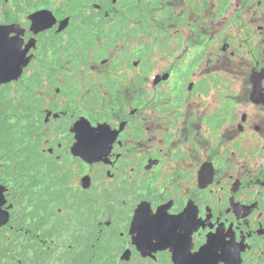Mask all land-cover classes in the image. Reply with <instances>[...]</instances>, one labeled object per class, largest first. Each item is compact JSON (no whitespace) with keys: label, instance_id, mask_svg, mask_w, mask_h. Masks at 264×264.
Masks as SVG:
<instances>
[{"label":"flooded vegetation","instance_id":"1","mask_svg":"<svg viewBox=\"0 0 264 264\" xmlns=\"http://www.w3.org/2000/svg\"><path fill=\"white\" fill-rule=\"evenodd\" d=\"M45 17L50 24L40 23ZM166 40L172 48H164ZM0 42L27 61L23 79L5 83L0 94L36 84L48 103L43 120L60 113L45 122V175L28 196L38 197L53 155L62 158L55 147L66 161L54 162L71 172L78 166L80 158L71 155L75 134L62 130L68 112L72 124L85 117L110 134L93 145L106 160L88 165L104 166L103 183L112 189L102 191L85 173L86 187L81 177L74 191L57 172L60 179L50 177L46 187L47 217L31 207L23 220L12 209L0 229L8 237L0 240V264H264V0H0ZM153 47L177 59L168 84L150 87L140 58ZM113 48L138 57L109 65L141 69L140 84H101L105 94L83 84L94 101L69 110L68 87L76 83L63 91L64 74L87 55L100 71L108 58L97 62V53ZM176 65L187 73L173 83ZM50 84L59 85L53 92ZM5 172L2 164L0 185L12 204L15 170L8 186ZM64 189L61 205L71 199L75 223L72 215L51 213ZM84 194L88 202L79 199ZM39 220L44 238L29 232Z\"/></svg>","mask_w":264,"mask_h":264},{"label":"rangeland","instance_id":"2","mask_svg":"<svg viewBox=\"0 0 264 264\" xmlns=\"http://www.w3.org/2000/svg\"><path fill=\"white\" fill-rule=\"evenodd\" d=\"M165 42H166V43H164L165 49H168L169 47L172 48V43H167L168 42L167 40ZM149 45H152V43H150ZM152 50L147 52L145 55H143V57L140 58V59H143L142 60L143 68H148L145 71V75L143 74L142 79L147 77V75L151 69H156V72L160 71V69H161V70H163V75L161 78L162 81H160V82H161V84H168L169 80L166 78L165 74H169V72L172 71V65L175 63V60L177 58L172 57L170 55H164L162 51L158 50L155 47H153ZM111 52H112V54L107 55L108 56L107 58H109L111 61L116 60L117 58H118L117 61L125 59L124 62H127V60L130 61L132 58L138 59V57L119 55L118 54L119 51H117L116 48H113L111 50ZM84 58H86L87 60L85 62L81 63L79 69L73 71V72H78V73L76 74L75 78L72 79V81L76 80V82L78 84H89V91L96 89L98 91V94H101L99 91V89H100L102 94H105V87H102L101 84H140V81L142 80V79H139V81H138V79H137L138 73L140 75V73L142 71L141 69L137 70V71L134 69H129L126 72L117 71L114 67H112V65H109V63L116 64L117 61L111 62L110 60H108V62L106 64H103V67L100 66V69H101L100 71H98V70L95 71V69L91 68L90 56L87 55V56H84ZM182 59H183V57L179 58V61H182ZM173 67H174V70L172 73V82L175 83L176 80H174V78L178 77L180 74L185 75L187 73V69H186V66H181L179 71H177L176 70L177 65L173 66ZM71 74H72V72H66L64 74V79L66 81H69L71 79ZM109 76H111V79L109 78ZM151 81H152V79L149 78L148 84H152ZM72 85L76 86L77 84H72ZM84 92L85 91L80 90L81 94L79 95V98L82 99L81 105H79L80 99L78 100L77 103H70L72 110L77 109L78 107L83 108V109H88L91 102L94 101V96H93V98H88V96H86V94H84ZM49 103H51V102H49ZM95 105L97 107L101 108V112H105V110H103V108H102L103 106L101 104L95 103ZM44 107H48V103H46ZM61 107L63 108L64 106L62 105ZM42 135H43V130L38 131V133L36 134V136H40V137H42ZM58 138H59V136H58ZM30 139H27L26 141L24 140V142H28ZM32 139H34V138H32ZM41 142L42 143L40 144V146L41 145L45 146L46 143L43 142V139ZM64 147H65V145H64ZM59 150H60V156L62 157L60 160L66 161V153H64V151L62 149L58 148V151ZM34 157H39V156H37V154H36V155H34ZM56 166L58 167V169L62 173L68 174L67 186L69 188L72 187L74 191L76 190V187H78L82 175L85 173H92L93 178H94V182L98 184L99 188L102 191L112 192V189L106 188L104 183H103V178H104L103 175H105L104 174L105 167L102 165L96 164V166H90L88 164H85V163L79 161L78 166L74 165L72 167V172L69 168H67V164L64 162L57 163ZM78 169H79V171H77ZM39 172H40L41 177L43 178L45 175L44 166H42L39 169ZM98 175H101L102 177L99 178ZM104 180H105V178H104ZM43 186L47 187V183L43 182ZM89 198L90 197L87 194L79 196V199L84 201V202H88ZM59 207H62V209L65 210V212L63 214H61L59 212V210H58ZM59 207L55 208L54 211H51L52 215L57 214V215H59V218H61L62 216L72 215L74 217V220L72 222L75 223L78 220V218L76 217L77 209L75 207H73L71 199L69 200L68 204H64V205H61ZM42 215L43 216L46 215V212L43 211ZM52 229L53 228H49L50 231Z\"/></svg>","mask_w":264,"mask_h":264},{"label":"trees","instance_id":"3","mask_svg":"<svg viewBox=\"0 0 264 264\" xmlns=\"http://www.w3.org/2000/svg\"><path fill=\"white\" fill-rule=\"evenodd\" d=\"M53 85L50 84V87ZM68 90L72 91L73 86L70 85ZM43 109L42 99L36 94V84H19L14 95L8 92L0 100V130H9L10 143H8L7 155L11 157L12 146L18 147L14 151L13 159L16 161L18 174L27 171V174L20 178L21 184L24 187L26 185L27 188L35 183L42 162L41 159L31 156L30 144L25 146L17 144L30 139L43 127ZM38 141L37 144L34 142L35 150H40L41 141L39 144Z\"/></svg>","mask_w":264,"mask_h":264},{"label":"water","instance_id":"4","mask_svg":"<svg viewBox=\"0 0 264 264\" xmlns=\"http://www.w3.org/2000/svg\"><path fill=\"white\" fill-rule=\"evenodd\" d=\"M26 64L27 61H24L23 56L19 55L13 49L5 50L3 44L0 42V85L7 81L18 80L22 75L23 66ZM55 116L57 117V115ZM79 123L80 121L77 122L76 125ZM76 125L74 129L76 128ZM73 151L74 154L83 157L89 162L100 160L105 156V154L107 155V153H105V151L99 146L93 147V145H89L85 147L80 140L76 143ZM102 160H106V158Z\"/></svg>","mask_w":264,"mask_h":264},{"label":"snow or ice","instance_id":"5","mask_svg":"<svg viewBox=\"0 0 264 264\" xmlns=\"http://www.w3.org/2000/svg\"><path fill=\"white\" fill-rule=\"evenodd\" d=\"M40 23L42 25H47L51 23V20L45 17L41 19ZM74 131H76L78 139L85 147L89 145H102L105 138L110 135L107 129L103 127L98 128L89 120L80 121V123L76 125ZM0 166H2V164H0Z\"/></svg>","mask_w":264,"mask_h":264}]
</instances>
